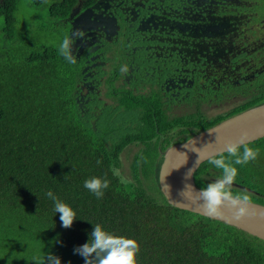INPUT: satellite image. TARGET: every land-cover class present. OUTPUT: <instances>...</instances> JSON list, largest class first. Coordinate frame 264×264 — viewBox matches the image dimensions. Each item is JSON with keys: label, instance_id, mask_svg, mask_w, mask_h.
<instances>
[{"label": "trees", "instance_id": "16d2710c", "mask_svg": "<svg viewBox=\"0 0 264 264\" xmlns=\"http://www.w3.org/2000/svg\"><path fill=\"white\" fill-rule=\"evenodd\" d=\"M18 1L0 0V17L6 19V33L0 39V264H37L48 252L60 257L61 264H85L74 249L88 242L95 224L115 236L135 239L140 246L137 264H264L263 241L173 207L161 189V198L153 195L151 183L157 190L160 187L162 158L150 144L135 157L130 176L123 175L120 153L134 140L117 143L104 126L96 131L82 123L71 102L72 66L55 46L28 51L34 39L13 33ZM77 1L32 0V4L56 19L55 28ZM261 103L242 105L228 117ZM153 109L144 115L145 136L171 123ZM222 120L182 118L175 124L183 126L186 136L178 141ZM223 156L226 162L235 159L228 153ZM209 161L195 175L200 189L215 181L211 178L222 177V170ZM233 166L237 169L233 182L264 194V173L253 172L247 164ZM105 175L110 184L97 199L84 188V181ZM49 191L76 213L70 228L62 226ZM226 191L250 200L241 188L227 186Z\"/></svg>", "mask_w": 264, "mask_h": 264}, {"label": "flooded vegetation", "instance_id": "af4514ba", "mask_svg": "<svg viewBox=\"0 0 264 264\" xmlns=\"http://www.w3.org/2000/svg\"><path fill=\"white\" fill-rule=\"evenodd\" d=\"M55 26L62 41L71 39L76 63L65 61L82 123L104 126L117 143L134 140L120 159L128 147L138 148L137 157L150 144L162 166L168 148L186 136L175 122L192 116L221 123L245 112L228 117L242 105H264V0H78ZM151 107L171 123L145 136ZM212 109L220 112L208 116ZM256 149L247 166L261 174L264 145ZM242 187L246 201L264 203V194Z\"/></svg>", "mask_w": 264, "mask_h": 264}, {"label": "water", "instance_id": "95a60500", "mask_svg": "<svg viewBox=\"0 0 264 264\" xmlns=\"http://www.w3.org/2000/svg\"><path fill=\"white\" fill-rule=\"evenodd\" d=\"M241 138L247 144L264 138V105L168 148L159 174L160 188L173 207L222 222L264 242L263 205L231 196L209 206L195 183L202 164L227 153L226 145L239 143ZM232 186L244 188L236 183Z\"/></svg>", "mask_w": 264, "mask_h": 264}, {"label": "clouds", "instance_id": "9594fccd", "mask_svg": "<svg viewBox=\"0 0 264 264\" xmlns=\"http://www.w3.org/2000/svg\"><path fill=\"white\" fill-rule=\"evenodd\" d=\"M79 33H73V36ZM60 54L69 62L76 63L71 52V39L65 36L59 45ZM243 149L242 153L240 149ZM226 151L229 157H234V161L226 162L223 154L219 158H213L209 162L222 170V177L201 190V195L208 202L209 206L219 203L223 199H231V195L226 191L237 175V169L233 164H247L256 159L259 154L258 149L248 146L244 138L239 143H228ZM102 161H97L101 164ZM110 181L105 175L103 178L93 176L84 181V188L93 193L97 199L104 196V189L109 187ZM47 196L54 201V211L60 214V221L64 228H70L76 220V213L65 202L61 201L51 191ZM247 200L248 197H243ZM140 250L139 243L132 238L115 236L105 231L100 224H95L90 233L88 242L74 249L75 254L84 258L85 264H137V254ZM37 264H61V258L48 252Z\"/></svg>", "mask_w": 264, "mask_h": 264}, {"label": "rangeland", "instance_id": "374dc122", "mask_svg": "<svg viewBox=\"0 0 264 264\" xmlns=\"http://www.w3.org/2000/svg\"><path fill=\"white\" fill-rule=\"evenodd\" d=\"M262 8L260 7V10ZM263 12V9L261 10ZM50 14L47 10H41L38 6L32 4V0H19L18 1V11L15 15L16 24L13 29V33H23L26 39H34L30 42L29 46L26 47L28 51L39 50L46 47L59 46L62 43V38L60 34V30L53 27L51 22ZM6 24V19L0 17V39L2 35L6 33L4 31V26ZM153 96V95H151ZM178 111V110H177ZM179 111L183 113H191L194 110L191 109H179ZM212 113L208 116H214L216 113L220 111L211 110ZM264 145V139L260 142H255V144L248 145L249 147L256 149L259 145ZM138 151V148L128 147L123 154L121 155V164L122 167L120 169L123 172V175L130 176L131 167L133 162L135 161V155ZM160 174V173H159ZM160 182V181H159ZM153 195L159 199L162 197L160 192V187L158 186V190L153 187V183H151L150 187ZM164 195V194H163Z\"/></svg>", "mask_w": 264, "mask_h": 264}]
</instances>
